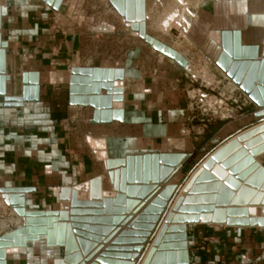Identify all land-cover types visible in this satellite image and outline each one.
<instances>
[{"label":"water","instance_id":"1","mask_svg":"<svg viewBox=\"0 0 264 264\" xmlns=\"http://www.w3.org/2000/svg\"><path fill=\"white\" fill-rule=\"evenodd\" d=\"M41 1L60 10L64 0ZM109 1L145 44L188 68L184 55L148 32L146 0ZM2 27L0 6V97L5 107L20 108L40 100V73L22 72L21 94L8 93V44L2 39ZM215 62L253 101L258 122L214 148L181 181L174 179L192 164L193 152L111 157L106 150L102 162L114 196L102 195V176H96L66 188L57 209H31L26 193L32 188L0 187L5 203L23 219L0 235V264H7L10 253L42 238L48 247L62 249L54 264H136L146 247L142 264H191L192 225L264 228V166L259 161L264 154V43L246 44L240 30H223ZM124 83L123 68L74 66L68 102L92 109L91 124L122 123ZM253 193H258L255 200L239 203L242 195ZM232 213L250 216L237 221L230 218Z\"/></svg>","mask_w":264,"mask_h":264},{"label":"crops","instance_id":"2","mask_svg":"<svg viewBox=\"0 0 264 264\" xmlns=\"http://www.w3.org/2000/svg\"><path fill=\"white\" fill-rule=\"evenodd\" d=\"M85 1H63L59 11L66 15V22L74 25L65 39L51 24V16L57 10L41 0H13L3 18L2 39L8 44V93L21 94L22 71L40 73L39 101L25 103L20 108L5 107L0 97V187L32 188L26 193L27 206L31 209H57L66 188L96 176H102V195L114 196L102 159L96 157L88 143L90 137L104 138L111 157L148 152L191 153L195 149L187 136L191 112L184 82H177L185 69L136 38L133 48L117 63L124 69L127 83L124 85V122L91 124L92 109L69 104L68 63L93 65L81 61L80 50L83 41L99 31L97 25L77 17L79 6ZM212 9L213 14L206 15V20L211 22L203 21L202 25L210 31L204 47L215 59L221 51L223 30H240L246 44L264 43V0H223ZM16 78L19 81L14 83ZM128 83L137 85L138 89H130ZM256 122L251 114L237 122L222 123L213 135L207 134L199 140L208 138L203 144L206 148L212 146L211 152ZM178 138L183 140L180 147L175 144ZM259 161L264 166V154ZM190 164L175 181L189 174ZM257 196L258 193L244 194L239 203L252 202ZM258 208L260 216L261 208ZM249 216L232 213L230 218L240 221ZM204 237L209 238L208 253L199 248ZM153 241L154 238L148 241L150 247ZM189 244L194 264H264L262 227L192 225ZM148 251L146 247L136 264L143 263ZM60 257L62 249L48 247L42 238L10 253L7 264H54Z\"/></svg>","mask_w":264,"mask_h":264},{"label":"rangeland","instance_id":"3","mask_svg":"<svg viewBox=\"0 0 264 264\" xmlns=\"http://www.w3.org/2000/svg\"><path fill=\"white\" fill-rule=\"evenodd\" d=\"M220 1L223 0H146V22L148 32L152 35L159 36L161 40H164L169 45L184 41L182 29L184 25L187 26L184 19H188L190 26L188 27L187 35L192 42V47L189 46L182 50L186 54V58L189 60L188 74L190 76L192 74L194 75V71H197L200 66L204 65V62L209 63L210 60L215 61L212 52L210 53L204 47L206 39L209 38L208 36L210 35V31L207 30L202 24L203 21L209 23L211 22L208 19L206 20V15L208 12L212 15V7L215 6V3ZM12 2L13 0H0V6L2 8L6 7V14H8ZM79 7V16L77 17L81 20L90 21L99 27V31L94 33V37H89L90 39L83 41L82 48L80 50L81 61H86L85 64L89 65L92 63L95 66H108L120 69L121 67H119L117 63H121L123 58L126 57L128 49L133 48L135 42L133 39L136 38L137 40H141L138 37V33L134 32L130 28L131 24L126 22L125 19L118 14V12L108 0H87ZM60 14L63 25L58 26L53 22L54 14L51 16V24L54 27V31L60 34V36L63 38L64 33L65 36L70 34L74 25L71 26L70 23L65 21L64 17L66 15L64 13L61 12ZM181 15L184 16L182 17ZM178 17H182L180 18L182 19L180 20L181 23L178 21ZM167 19L171 21H168ZM163 21L169 23L167 24L164 22V25ZM170 22L175 23L172 24ZM175 24L179 27H177ZM179 24H181V27ZM163 25H168V28L170 29L168 30L167 36H163L158 31V27ZM57 29L59 32L56 31ZM21 54L22 53H20V55ZM17 80L18 79L16 78V82ZM187 81L188 80L185 79V82ZM124 85H127V83H124ZM128 85H131L132 88L130 89L132 90L138 89L137 85H133L131 83H128ZM222 123L223 121H217L215 124L211 125L207 132L201 137H207V134L213 135L216 129H218ZM178 139L180 140L176 141L175 144H178V147H180L179 144H181L183 140H181V138ZM207 140L208 138H206L204 141H201V139L197 141L192 140L195 146L193 151L194 161L190 167H188L189 171L212 149V146H209L208 148L204 146L203 143ZM90 146L93 148V152L98 159L101 160L104 158L107 150L104 138L93 137ZM0 197V235H2L3 233L9 231V228H12L11 223L13 217L9 215V206L4 204V199L1 192ZM10 210L16 216L15 222L17 225L23 221L22 218L16 214L13 208H10Z\"/></svg>","mask_w":264,"mask_h":264},{"label":"built area","instance_id":"4","mask_svg":"<svg viewBox=\"0 0 264 264\" xmlns=\"http://www.w3.org/2000/svg\"><path fill=\"white\" fill-rule=\"evenodd\" d=\"M60 13V11H56L53 17V22L58 26L63 25ZM56 31L59 32L58 29ZM66 37L64 33L63 38ZM60 48L61 45L58 46V49ZM68 66L72 67L70 63ZM188 71V68L185 69L182 78L178 79L177 82H184L183 89L187 95L188 108L191 112V125L187 136L192 140H199L217 121H223V123L237 122L253 114L256 110L250 97L217 66L215 61L204 62V65L194 71V75L190 76ZM185 79L188 81L185 82ZM8 209L9 215L13 217L10 231L16 228L17 224L15 222L16 216L9 207ZM208 240V237H204L199 246L202 251L207 253L210 252Z\"/></svg>","mask_w":264,"mask_h":264},{"label":"bare ground","instance_id":"5","mask_svg":"<svg viewBox=\"0 0 264 264\" xmlns=\"http://www.w3.org/2000/svg\"><path fill=\"white\" fill-rule=\"evenodd\" d=\"M109 1V0H108ZM111 4V3H110ZM184 7V6H183ZM3 10H2V16H3V18H4V16L6 15V7H3L2 8ZM183 9H185V8H183ZM57 11H59V10H57ZM185 12V11H184ZM182 13V12H181ZM186 13V12H185ZM184 14V13H183ZM180 16V15H179ZM182 16V15H181ZM184 16V15H183ZM182 16V17H183ZM186 16V15H185ZM182 17H180V18H182ZM172 18V17H171ZM175 18V17H174ZM179 18V17H178ZM177 18V19H178ZM179 18V22L181 23V21L180 20H182V19H180ZM125 19V18H124ZM168 20V19H167ZM166 20V21H167ZM185 20V22H186V25L187 26H185L184 25V27H183V29H182V34H183V36H184V41H182V42H179V43H176V44H173V45H169L167 42H165L164 40H161L160 39V37L159 36H157V35H154L158 40H161L162 42H164L165 44H167L168 46H170V47H172L173 49H175V50H177L179 53H181L182 55H184L185 57H186V54L183 52V50H184V48H187V47H189V46H191L192 45V42H191V40H190V38L188 37V35H187V31H188V27L190 26V24H189V22H188V19L186 18V19H184ZM166 21H163V23L164 22H166ZM168 21H171V20H168ZM174 21V20H173ZM175 21H177V20H175ZM178 22V23H179ZM147 23V22H146ZM163 23H161V24H163ZM167 23V22H166ZM169 23V22H168ZM167 23V24H168ZM170 23H172V22H170ZM175 23V22H174ZM174 23H172V24H174ZM164 25H165V23H164ZM159 26L158 27V31L163 35V36H167L168 35V30H170L169 28H168V25H166V26ZM176 25V24H175ZM180 25V27H181V24H179ZM171 26H174V25H171ZM177 26V25H176ZM177 27H179V26H177ZM131 28V27H130ZM131 30V29H130ZM154 30V29H153ZM156 30V29H155ZM134 32H136V31H134ZM166 38V37H165ZM192 47V46H191ZM190 47V48H191ZM183 49V50H182ZM6 62L8 63V61H7V56H6ZM76 66H79V65H76ZM84 66V65H83ZM74 67V66H73ZM106 67V66H105ZM71 69H72V67L70 68V71H71ZM27 71V70H26ZM7 75V86H8V83H9V80H8V74H6ZM119 75H121V72L119 71ZM93 138H89L88 139V142L90 143V145H91V140H92ZM3 202H4V204H6L5 203V201L3 200ZM7 205V204H6ZM11 209H12V207H10ZM20 217V216H19ZM21 218V217H20ZM23 220V219H22ZM21 223V222H20Z\"/></svg>","mask_w":264,"mask_h":264}]
</instances>
